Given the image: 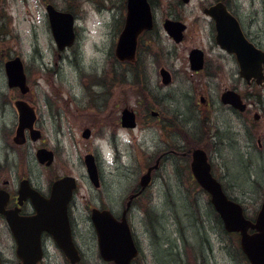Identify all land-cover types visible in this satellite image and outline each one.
<instances>
[{
  "label": "rangeland",
  "instance_id": "obj_1",
  "mask_svg": "<svg viewBox=\"0 0 264 264\" xmlns=\"http://www.w3.org/2000/svg\"><path fill=\"white\" fill-rule=\"evenodd\" d=\"M150 2L154 28L141 35L138 61L131 63L115 55L127 0H0V181L28 178L47 189L55 179L73 176L77 209L85 218L88 205L121 211L161 157L129 214L142 247L140 264H250L240 235L225 230L210 194L195 179L191 155L204 149L227 194L254 217L264 199V84L245 87L236 60L216 42L215 24L204 13L214 0ZM47 4L74 16L76 38L63 50ZM232 4L264 48V0ZM166 18L187 25L182 43L165 30ZM192 46L208 55L200 73L190 69ZM15 56L26 66L29 95L8 87L5 61ZM162 68L171 74L168 84ZM230 87L244 94L251 110L240 115L223 105L221 94ZM24 97L38 108L42 138L28 136L20 145L14 142L16 103ZM125 107L137 112L134 128L121 124ZM43 147L54 152L51 165L37 158ZM88 153L96 157L98 185L85 164ZM9 242L0 219V249L13 257ZM86 251L89 264H106L96 249Z\"/></svg>",
  "mask_w": 264,
  "mask_h": 264
},
{
  "label": "water",
  "instance_id": "obj_2",
  "mask_svg": "<svg viewBox=\"0 0 264 264\" xmlns=\"http://www.w3.org/2000/svg\"><path fill=\"white\" fill-rule=\"evenodd\" d=\"M184 1L187 2L188 0ZM47 11L51 30L59 49L63 50L66 46L72 45L75 40L74 16L69 12L56 9L52 4L47 5ZM205 12L215 20L217 43L229 53L236 55L240 66V75L248 82L255 79L258 84H263L264 50L255 46L245 37L239 21L223 3L210 6L205 9ZM163 25L167 33L176 42L183 39L186 25L182 21L168 18ZM153 27L154 18L149 1L127 0L125 23L115 48L116 57L121 61H135L140 35ZM189 57L192 69L199 70L203 67L204 53L201 49H193ZM5 66L9 86H18L23 92L28 91L27 76L21 58L15 57L7 61ZM161 75L164 83L171 82V75L168 70L162 69ZM221 100L223 103L231 104L241 110L246 107L235 90H225L221 95ZM20 109L16 141L19 143L24 141L26 128L31 129V136L34 140L38 139L40 132L33 129L34 111L24 103L20 104ZM153 114H157V112L154 111ZM122 125L131 128L137 125L136 114L133 110L125 108L122 111ZM82 135L86 138L90 137L91 129L86 128ZM37 157L41 163L49 165L53 162L54 154L46 148H41L37 151ZM85 162L90 179L95 185H98L99 174L94 155L87 154ZM157 166L158 161L141 176V189L130 196L121 221H117L109 210L93 209L92 219L98 234L100 254L103 259L114 261L115 264H131L132 259L139 253L126 215L132 200L141 194L151 182V172ZM191 169L199 184L211 195V203L218 212L225 230L240 233V246L250 263L264 264V199L255 219L251 220L246 217L243 205L229 198L222 183L213 175L212 165L204 149L196 148L193 150ZM27 183H29L27 180L22 182V193L36 196L37 193L31 191L26 185ZM75 188L76 180L73 176H64L56 180L52 188V202L57 204L68 202ZM58 207L56 210H64ZM11 222L12 220H10ZM11 226L15 235L18 236V226L13 223ZM72 249V244L69 248H65L69 255L72 254Z\"/></svg>",
  "mask_w": 264,
  "mask_h": 264
},
{
  "label": "flooded vegetation",
  "instance_id": "obj_3",
  "mask_svg": "<svg viewBox=\"0 0 264 264\" xmlns=\"http://www.w3.org/2000/svg\"><path fill=\"white\" fill-rule=\"evenodd\" d=\"M233 1L234 0H214V2L211 3L208 7L214 4L223 3L226 6L227 10L238 19L244 35L256 46L260 47L254 40V38L251 36L252 33L246 30L245 25L242 19L240 18L238 11L235 9V7L232 4ZM205 8H204V13H205ZM175 20H179V19H175ZM213 22L215 24L214 20ZM186 30H187V25L184 30L183 39L180 42H176V43H182L184 41V38L186 36L185 35ZM197 48L201 49L204 53V65L201 69L194 70L191 68V62L189 59L190 69L193 71V73H200L204 71L208 67V62H209L206 51L200 46H192L189 50V56H190V52L193 49H197ZM229 54L234 57L239 67L236 56L231 53ZM137 61H138V56H137V60L134 63H136ZM240 78L243 80L242 83L243 85H245V87L258 86L255 80L248 82L243 77L240 76ZM13 89L20 91L22 95H26V94L29 95L32 92V86L30 84H29V89L26 92H21V89L17 87H14ZM227 89L235 90L241 97V100L245 103L246 107L244 110H240L229 104L223 103V105L231 108L233 111H235V113H238L240 115H243L244 113H247L249 110H251L252 103L247 102L244 94L237 90L238 88L236 89V87H230ZM201 100L205 101V98L202 96ZM22 103L27 104L28 107L34 110L36 114L34 127L41 132V129L38 126V119H39L38 108L31 99L24 97L23 99H18L16 103L17 122L15 125L14 140L16 138V132L19 124V114H20L19 106ZM151 114L153 116H158L159 113L155 115L153 114L152 111ZM257 115L258 114H255V117H257ZM26 135L27 137L25 138V142L22 144L27 143L29 139L28 131L26 132ZM41 138H42V132L40 138H38L37 140H40ZM30 139L32 141H37V140H33L31 137ZM157 160H158V166L156 169L160 167L162 158L158 157ZM150 166H148V168ZM24 179L25 178H21V177L17 178L16 180L5 178L2 181H0V192H1L0 219L3 221L4 227L6 229V233L8 234V238L10 241L9 243L13 250V257H10L3 250L0 249V264H14V262L15 264H89V257L86 251L89 248L96 249L100 256L98 235L91 217L92 208L95 206L87 204L88 205L87 208L88 209L91 208V210L87 211L88 214L84 218L83 215H81L80 211L77 209L78 206H77L76 198L74 196H72V198L66 203L62 202L60 204H57L55 202H52L51 200L52 198L51 185L47 189L42 188L41 186L32 183L28 178L27 179L29 180V183H27L26 185L30 187V189H32L33 191L36 190L38 195L33 197L30 194H24L22 193V182ZM138 189L139 188H135L133 192H137ZM136 198L133 199L132 203ZM57 207L59 209L61 208L64 210H56ZM98 207L102 210L109 209L113 217L117 221H121L123 219V213L126 205L121 211H115L114 209L102 204L98 205ZM129 214H130V210L127 212V221L132 230L134 241L140 250L139 255L133 258L131 264H140L142 247L139 241V237L134 230L132 222L130 221ZM10 220H12L11 223L18 226L19 228L18 236L15 235ZM71 244L73 246V249H72V254L69 255L65 250V248H69ZM102 261L106 264H113V262H109L103 259Z\"/></svg>",
  "mask_w": 264,
  "mask_h": 264
},
{
  "label": "trees",
  "instance_id": "obj_4",
  "mask_svg": "<svg viewBox=\"0 0 264 264\" xmlns=\"http://www.w3.org/2000/svg\"><path fill=\"white\" fill-rule=\"evenodd\" d=\"M252 218V217H251Z\"/></svg>",
  "mask_w": 264,
  "mask_h": 264
}]
</instances>
